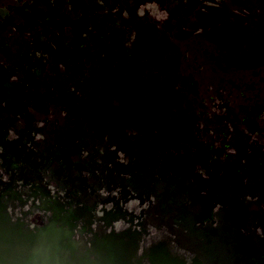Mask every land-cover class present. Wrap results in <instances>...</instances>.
Wrapping results in <instances>:
<instances>
[{
	"label": "flooded vegetation",
	"instance_id": "obj_1",
	"mask_svg": "<svg viewBox=\"0 0 264 264\" xmlns=\"http://www.w3.org/2000/svg\"><path fill=\"white\" fill-rule=\"evenodd\" d=\"M227 2L0 0L11 224L67 234L80 264H264V65L202 90L193 73L226 68L229 44L202 63L174 43L185 26L203 46Z\"/></svg>",
	"mask_w": 264,
	"mask_h": 264
},
{
	"label": "rangeland",
	"instance_id": "obj_2",
	"mask_svg": "<svg viewBox=\"0 0 264 264\" xmlns=\"http://www.w3.org/2000/svg\"><path fill=\"white\" fill-rule=\"evenodd\" d=\"M259 5L264 6V0H260V3L250 2L249 0H244V2L229 0L222 9L224 11L223 15L210 14L206 16L203 21H200L201 23L203 22L206 32L201 42L203 46L197 43L200 39L199 36L195 37L192 35L197 31H192L191 28L185 26L180 27L181 29L177 32L174 41L176 54L185 52L188 56L197 57L203 63L205 58L202 50L212 48L210 44L215 39L216 34H218V38H221L230 46L228 66L217 71L215 75H208L207 72L193 73L198 81L194 83V86L200 85L202 90H206L214 87L219 82L225 81L230 76H234L238 78L239 86L245 87V71L243 67L259 68L264 65V16L256 15V8ZM242 6L251 10L252 16L250 19V15L248 18H242L234 14V11ZM241 25H243V28H241ZM240 31L245 34L243 39L240 37ZM157 55L161 57V52H157ZM201 62L193 61L196 68L203 65ZM204 65L207 69L210 68L207 63H204Z\"/></svg>",
	"mask_w": 264,
	"mask_h": 264
},
{
	"label": "water",
	"instance_id": "obj_3",
	"mask_svg": "<svg viewBox=\"0 0 264 264\" xmlns=\"http://www.w3.org/2000/svg\"><path fill=\"white\" fill-rule=\"evenodd\" d=\"M73 246L67 234H56L49 228L35 233L25 231L11 224L0 212V264H80L74 257ZM99 250L102 252L103 246ZM88 264L105 263L95 261Z\"/></svg>",
	"mask_w": 264,
	"mask_h": 264
},
{
	"label": "trees",
	"instance_id": "obj_4",
	"mask_svg": "<svg viewBox=\"0 0 264 264\" xmlns=\"http://www.w3.org/2000/svg\"><path fill=\"white\" fill-rule=\"evenodd\" d=\"M193 36L198 37L199 35L198 34H194Z\"/></svg>",
	"mask_w": 264,
	"mask_h": 264
}]
</instances>
